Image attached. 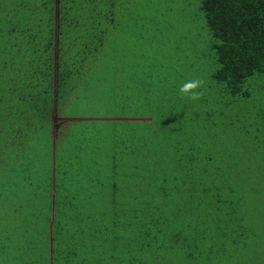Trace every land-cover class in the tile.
Returning <instances> with one entry per match:
<instances>
[{
  "label": "trees",
  "instance_id": "trees-1",
  "mask_svg": "<svg viewBox=\"0 0 264 264\" xmlns=\"http://www.w3.org/2000/svg\"><path fill=\"white\" fill-rule=\"evenodd\" d=\"M256 75L264 0H0V264H264Z\"/></svg>",
  "mask_w": 264,
  "mask_h": 264
},
{
  "label": "rangeland",
  "instance_id": "rangeland-1",
  "mask_svg": "<svg viewBox=\"0 0 264 264\" xmlns=\"http://www.w3.org/2000/svg\"><path fill=\"white\" fill-rule=\"evenodd\" d=\"M183 21H186V17H183ZM184 25L180 20L174 23L170 34V49L176 50L185 47L184 58H196L197 53L202 49V41L200 36H197V30L194 27L191 25L184 27ZM184 58H182L183 65L186 62ZM161 60L164 64H172L167 55ZM243 93L249 96L232 97L229 114L232 116L233 133L239 134L242 131L241 138L244 145L248 147L264 148V76L256 75L250 79L244 85Z\"/></svg>",
  "mask_w": 264,
  "mask_h": 264
},
{
  "label": "clouds",
  "instance_id": "clouds-1",
  "mask_svg": "<svg viewBox=\"0 0 264 264\" xmlns=\"http://www.w3.org/2000/svg\"><path fill=\"white\" fill-rule=\"evenodd\" d=\"M203 81L200 79H191L184 82L179 88V94L182 99L189 102L199 101L203 97Z\"/></svg>",
  "mask_w": 264,
  "mask_h": 264
}]
</instances>
